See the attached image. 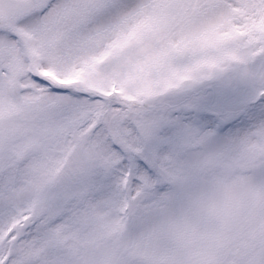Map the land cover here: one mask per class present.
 Listing matches in <instances>:
<instances>
[{
	"label": "snow or ice",
	"instance_id": "6c2138e0",
	"mask_svg": "<svg viewBox=\"0 0 264 264\" xmlns=\"http://www.w3.org/2000/svg\"><path fill=\"white\" fill-rule=\"evenodd\" d=\"M0 264H264V0H0Z\"/></svg>",
	"mask_w": 264,
	"mask_h": 264
}]
</instances>
